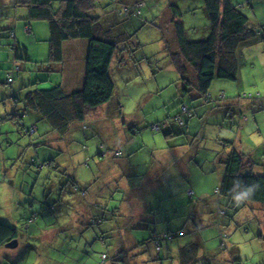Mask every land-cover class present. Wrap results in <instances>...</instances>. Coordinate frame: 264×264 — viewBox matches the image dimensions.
Returning <instances> with one entry per match:
<instances>
[{"label":"rangeland","instance_id":"rangeland-1","mask_svg":"<svg viewBox=\"0 0 264 264\" xmlns=\"http://www.w3.org/2000/svg\"><path fill=\"white\" fill-rule=\"evenodd\" d=\"M9 2L0 0V110L3 112L9 109L5 103L11 102L14 96L19 97L13 95L11 86L6 85L12 72L18 88L27 83L31 90L50 89L59 80L57 74L50 73L48 68L42 69L45 53H50L45 43L29 45L28 61H16L10 48L14 43L11 30L3 28L9 20L12 26L17 20L20 26H24L22 15L27 10L19 8L16 17L15 8ZM233 2L250 19L249 25L260 28L263 33L264 0ZM179 3L191 38H202L210 24L204 11L205 0H182ZM166 8L160 2L157 7L142 11L140 19L148 23L141 30L139 28L137 45L130 44L134 58L126 68L113 66V69L116 67L115 71L112 69L116 84L115 102L120 103V113H117V102L107 104L100 109L98 118H90L86 124L75 126L66 139L57 136L62 139L57 141L52 135L48 136L45 140H54L58 147H52L53 150L42 144L41 152L31 144L38 140L45 142L38 138L44 129H50L46 124L30 117L32 125L38 128L34 135L33 132L24 134L13 122L0 125V221L21 230L22 244L18 243L17 250L25 256L19 264H45L46 260L58 264L66 256L70 264H99L97 258L101 253L115 251L110 245L117 243V227L143 224L144 220L139 221L144 218L146 206L163 210L166 214L181 215L183 224L189 220L198 228L200 222L214 221L215 227L209 226L195 234L187 230L185 237L173 241V245L197 242L201 246L199 257H209L211 264H264V206L260 211L248 208L243 212L240 208L246 205H241L238 213L233 202L223 201L214 194L221 179L219 169L223 165L218 162V157L229 153L226 146L230 143L246 153V158L251 156L256 173L264 175V108L254 106L256 102L261 106L264 100V34L241 45L238 52L239 79L215 80L209 91L213 102L207 104L203 96L195 98L194 90L184 92L182 76L173 68L165 46V29L163 31L159 26L165 22L161 14ZM156 18L158 21H154ZM33 21L26 24L48 30L47 21ZM134 30L130 29V33ZM27 37L25 33L22 42H33ZM13 66L16 71L12 70ZM19 67L23 70L18 73ZM191 69L189 77L194 82L196 74ZM224 93L226 101L219 99ZM244 95L248 99H243ZM181 103L194 111V117L183 118L186 125L179 127L189 136L164 141L165 135L177 128L168 123V127L155 133L151 125L176 115ZM216 109L220 110L219 113L213 112ZM244 117L250 119V126H245ZM120 124L136 125L133 135L127 134L130 146L128 141L121 140ZM117 148L123 151L119 158H115ZM61 152L69 155H61ZM104 153L106 157H102ZM54 157L57 165L52 167L40 170L31 165L32 159L44 163ZM88 178L90 182L86 181ZM75 184L81 193L72 191ZM191 184H197L200 191H195ZM84 193L87 195L81 198ZM217 210L227 212L225 218L219 217L222 229L217 226ZM35 213L40 214V219L30 224L28 231L24 224H29V217ZM157 218L160 221L169 219L164 213L154 217ZM53 224L57 233L42 236V226ZM77 225L83 230L92 226L82 240ZM35 233H39L37 238ZM142 233L143 238L149 236ZM221 236L225 238L223 241ZM74 248L78 249L75 260Z\"/></svg>","mask_w":264,"mask_h":264},{"label":"trees","instance_id":"trees-1","mask_svg":"<svg viewBox=\"0 0 264 264\" xmlns=\"http://www.w3.org/2000/svg\"><path fill=\"white\" fill-rule=\"evenodd\" d=\"M179 1L182 0H18L19 6L28 11V21L45 20L49 24L50 53L48 60L43 62V69L48 68L50 73H54L55 71L52 72L49 67L63 63L65 43L78 40L89 43L85 58L84 81L81 88L73 91H67L60 84L50 89L31 90L28 87L23 96L15 97L11 102L5 103L4 101L6 109L8 105L9 109L5 112L0 110V125L2 122H13L20 131H24V134L33 132L32 135H34L35 131H38L36 125L27 129L24 127V120L28 116L27 113H35L40 115L42 118L40 121L44 120L43 122H46L58 136L64 137L69 134L75 124H86L90 118L99 117V111L103 106L116 103V84L112 78V68L114 65L117 68H126L134 58L130 51V44H136L139 28L141 30L148 23L141 21L142 11L150 9V7H157L160 2H163L167 7L161 14V18L164 17L165 22L159 26L161 30L165 29L166 34L163 32L165 46L169 50L173 68L182 76L183 83L187 88L193 83L189 77V69L193 68L196 74L197 92L204 97L206 103H212L209 90L213 82L217 79L237 81L240 76L238 52L241 45L263 35L264 32L262 33L260 28L249 25L250 19L240 11V7L234 4L233 0H205L204 11L210 24L202 34V38L192 39L185 27ZM154 21H158L157 18ZM128 27L134 28V32L130 33ZM26 28L29 32L30 28ZM10 34V37L15 39L12 30ZM10 48L16 61H28L29 50L25 44L21 45L15 41L10 45ZM116 67L113 69L114 71ZM12 70L16 71V68L13 66ZM10 77L13 84L15 81L14 72L8 75L7 80ZM7 80L6 85L11 86L12 84L7 83ZM187 90L184 92H188ZM242 98L248 99V96L244 95ZM219 99L226 101V94L220 95ZM180 106V113L177 116L170 115L169 120L152 124L153 132H161L163 127H168V123L170 126L174 125L172 123L174 120L180 126H174L177 129L171 130L166 136L177 138L184 135L185 130L179 127L182 128L186 125L182 117L183 115L190 117L191 109L182 103ZM254 106L264 108V100L261 101V106L257 102ZM119 107L118 112L120 113V104ZM3 114L6 116L5 118H3ZM243 120L247 121L248 118L244 117ZM42 144L45 143L42 141L38 145ZM117 144H120V141ZM32 145H35L36 149L39 148L37 144ZM226 147L229 148V153L220 154L218 157L219 162L225 166L224 181L216 188L214 194L221 197L223 201L225 199L228 202H233L234 209L239 203L245 205L257 203L264 206V175L247 170L246 157L238 150L237 145L230 143ZM122 152L117 148L115 158H119L121 154L123 156ZM102 157H106V153ZM31 165L43 170L46 166L52 167L57 164L56 158H53L44 163L34 162L32 159ZM72 189L81 193L77 184L72 186ZM190 194L193 198L192 190ZM86 195L84 193L81 198ZM162 213L169 217L168 221L173 220L169 213L166 214L163 210L154 211L152 218L145 216L140 220V222L144 220L143 224L151 225L150 233H148L149 239L155 241L158 252L162 250L161 240L169 241L184 237L189 230L188 228L184 230L181 225L174 228L165 224L160 229V220L154 219V217H160ZM38 215L33 214L29 217V224H24L28 231L30 224L38 222L40 219V214ZM226 216L227 212L218 211L215 213L217 226L220 229L223 224L219 217L225 218ZM59 217L57 216L56 219ZM173 218H175V214ZM208 225L216 226L214 221ZM53 226L54 224L50 227L42 226L41 235L53 232ZM88 228L83 230L81 225H77L81 240L84 233L89 231ZM36 230L39 229L36 228ZM37 234L39 233H35V236ZM44 239L42 238L43 241H45ZM221 239L223 241L225 238L221 236ZM14 240H18L19 244H22L20 228L0 221V249L5 250L6 244ZM221 243L225 245L224 242ZM196 249H198L197 244H189L181 250V254L184 257L193 258L188 255L195 252ZM77 251L78 249H73L74 260L78 256ZM103 258L105 261L109 260V253L104 252L98 256L99 264L103 263ZM17 262L18 260L12 261L5 256L0 258V264H17ZM46 262L50 264L49 260ZM58 264H70V261L66 256V259L63 257L58 261Z\"/></svg>","mask_w":264,"mask_h":264},{"label":"crops","instance_id":"crops-1","mask_svg":"<svg viewBox=\"0 0 264 264\" xmlns=\"http://www.w3.org/2000/svg\"><path fill=\"white\" fill-rule=\"evenodd\" d=\"M126 1H129V0H126ZM17 2H18V0H10V2L8 3L13 8H15L16 17H18V14H19L18 9L21 8V6H19V4ZM3 13H5V12H3ZM3 15L5 16L6 14H3ZM25 17H28V11H27V13H25V14L23 13V15H22V20L25 21L24 26H20V24L18 23V20H17V23H16V21H14L13 26H12V22L9 20V23L3 29L12 30L14 32V38H15L14 42L16 40V42H18L21 45L25 44V46L28 47L29 52L31 49L29 45L33 46L34 44H36V42L47 44V48L49 49V39H50L49 27H48L47 31H46V28L39 26V25L32 28V27H30L29 24H26V22H29V21L27 19H25ZM5 18H7V17H5ZM27 25H29V26H27ZM26 27L30 28L29 32H28V29ZM25 28H26L25 33L28 35V37L26 39L27 40L33 39V42H31V40H29L30 44H26V43L22 42L23 37L25 36V33H24ZM127 29H131V28L128 27ZM33 37H35V38H33ZM88 46H89V43L87 41H84V40L69 41V42L64 44V53H63L64 60H63V63L61 65L58 64V65H53V66L49 67V69L52 72L55 71L54 74H57L55 76H58V78H59V80H56L57 83H54L55 86L60 84L67 91H73V90L81 88L83 81H84L85 58H86ZM28 56H29V53H28ZM45 57H46L45 58L46 60H43V62L48 60L49 52L45 53ZM26 68L27 67H25V69ZM43 68H44V66L42 67V69ZM18 69H19L18 73L21 72V70H23L22 67H19ZM189 70H190V72H192L191 68ZM76 80H79V83H76ZM70 85L72 87H70ZM11 87H12V89H14L13 95H19V97H21L24 95L25 89H27L30 86H27V83L26 84L23 83L21 88H18L16 86V79H15V81L11 85ZM196 87H197V83H196V77H195L194 82L191 84V86L189 88H187L184 84V91H186L188 89L187 91L190 93L191 90H194L195 98H201L202 95L197 92ZM29 89H31V88H29ZM38 89H41V88H38ZM20 91L22 93H20ZM15 97H18V96H14V98ZM146 101L148 102V100H146ZM116 102H117V105H116L117 106L116 107L117 113H119L118 110H120V107H119L120 103L118 100ZM198 103H200V102H198ZM183 105H186V104H183ZM202 106H204V105H202ZM180 107L181 106L178 107L177 114L174 116L171 115L172 117H175L180 113ZM227 108L229 111L228 105H227ZM223 110L225 111L226 109H223ZM218 111H220V110L219 109L213 110L214 113H219ZM27 114H28V116L26 117V120H24V123H25L24 127H26L27 129L35 125V124L32 125V121L30 122V119H29L30 117H34L35 120H38V121H40L42 119L41 116L38 114H35V113H27ZM190 117H194V111H191ZM190 117L189 116L186 117V115H183L182 119L183 118L188 119ZM257 117H258V115L255 117V121H257ZM27 121L29 123L26 124ZM43 121H41V122L43 124H46V126H48L46 128H50V129H44V133L40 136L41 138L44 137V139H43L45 141L44 143L46 145H48V146H45L44 148L58 147L56 144L57 142H55L54 140L60 141L62 139H58L60 136L57 137L58 136L57 133L54 132L53 129L46 122H43ZM243 121H245V120H243ZM249 122H250V119L248 118L247 122H245V126H246V124L248 125ZM172 123H174V126L177 127L174 120ZM77 125H81V124H75L71 128L69 133ZM130 125L131 124H129V125L128 124H120V128H119V132L122 135L121 140L128 141V144H127L128 146H130V139L127 137V134L130 133L131 135H133L132 134L133 131H136V128H135L136 125H132V126H130ZM250 125L251 124H249L248 126H250ZM36 132H37V130L35 131V133ZM135 134H136V132L134 133V135ZM50 135L53 136L54 140L46 141L45 139H47V137ZM182 136L183 137L189 136V134L185 133ZM40 137L38 139H40ZM67 137H68V135H66L64 137H60V138L66 139ZM55 138H57V139H55ZM169 139H175V138L167 137L165 135L164 141H168ZM40 143H41L40 140H38V142H36L35 144L38 145ZM38 146H39L38 149L41 152L43 147H41V145H38ZM38 149H35V150L38 151ZM52 149L55 150L54 148H52ZM240 152H242V151H240ZM64 153L66 154V156L69 155L66 152H61V155ZM242 153L246 157V153H244V152H242ZM248 157H250V158H246L247 170L253 171L254 173H256V170H255L256 167L252 166V164H255V163L252 161L251 156H248ZM46 161H48V160H46ZM87 161H89L88 158H87ZM34 162H36V160H34ZM218 162H219V159H218ZM251 167H253L252 170H250ZM222 169H223V172H221ZM220 173H221V179H220L219 184L217 186H220L224 181V176H225L224 164L222 165L221 169H219V175H220ZM75 180L77 181L76 177H75ZM86 181L90 182L89 178ZM191 187L197 192L200 191V188L197 184H194V186H192V184H191ZM72 191H74V190L72 189ZM236 205H237V207H235V211L239 213L238 207H240L241 205H245V204L239 203ZM250 205L252 207H250ZM150 206H151V204H150ZM261 207H263V205H261V204H257V203L256 204L255 203L250 204L249 203V204H246L245 207L242 206L240 208V210H242L244 212L249 208V209L260 211ZM147 209L149 210V212H147ZM156 210H159V209L153 208V207L149 208L148 206H146V209H145L146 213L144 214V217L146 216L148 218H152L153 213ZM170 214L171 213H169V216L173 220L171 222L168 221V219L160 221V224H159L160 229L162 228V226L164 224L169 225V226L171 225L174 228H178L181 225V227H184V230L185 229L187 230V228H188L192 233L195 234L197 232H202L204 229H206L209 226L208 223L203 224L202 222H200V227L198 228V226L196 224L191 225L189 223L190 222L189 220L188 221L186 220L185 224H183L181 215L175 214V218H173V215H170ZM260 215L262 216L261 212H260ZM192 223H195V220ZM176 224H179V226ZM150 226L151 225H147V224H138V226L129 225V226H125V227L118 226L117 231L119 233L117 232V243H116V245H111L112 249H114L115 251L111 252L109 254V260H107V261L103 260V263H101V264H202V262H205V264H211V259L209 257H205V258L199 257L201 246L197 242H189L188 244H185V245H183L182 242H179L176 245H173V241H177L178 239L177 240L173 239V240H169V241L168 240L167 241L161 240V243H162L161 245H165V248L162 247L161 252H158V250L156 248L155 241H153V239H149L150 235L148 237L146 235V238L142 237V234H143L142 232H145V234L150 233V230H151ZM28 228H30V227H28ZM53 232L57 233V231H55V230ZM56 239H57V237H56ZM193 243L198 245V249H196L195 252H193L192 254L188 255V256H191L193 258L184 257L181 254V250L185 246H187L189 244H193ZM145 244H148V245H145ZM170 244H172V245H170ZM18 248H19V245L17 248H13V249H10V248H6L5 250L2 249L3 251L2 252L0 251V258L2 259L5 256L12 261L18 260V262H17V264H18L23 259V257L25 256L21 251L17 250ZM114 254H116V256H114Z\"/></svg>","mask_w":264,"mask_h":264},{"label":"water","instance_id":"water-1","mask_svg":"<svg viewBox=\"0 0 264 264\" xmlns=\"http://www.w3.org/2000/svg\"><path fill=\"white\" fill-rule=\"evenodd\" d=\"M18 243H19L18 240H14V241L6 244V248H10V249L16 248Z\"/></svg>","mask_w":264,"mask_h":264},{"label":"built area","instance_id":"built-area-1","mask_svg":"<svg viewBox=\"0 0 264 264\" xmlns=\"http://www.w3.org/2000/svg\"><path fill=\"white\" fill-rule=\"evenodd\" d=\"M11 82H12V78L10 77V78H8L7 83L12 84ZM184 111H186V108H184ZM104 259H105V258H103V260H104Z\"/></svg>","mask_w":264,"mask_h":264}]
</instances>
